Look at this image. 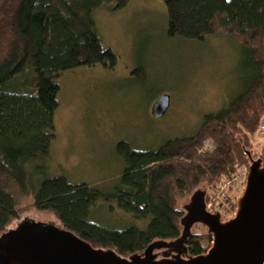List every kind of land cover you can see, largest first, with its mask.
<instances>
[{"label":"trees","instance_id":"obj_1","mask_svg":"<svg viewBox=\"0 0 264 264\" xmlns=\"http://www.w3.org/2000/svg\"><path fill=\"white\" fill-rule=\"evenodd\" d=\"M130 1L0 0V237L32 211L52 216L96 248L123 257L142 254L154 242L181 237V201L250 165L251 137L264 117V0H166L170 37L225 36L241 44L256 66L246 90L206 115L195 134L156 151H134L121 142L125 170L115 193L65 177L34 182L42 170L29 167L49 158L56 139L57 79L78 68L117 64L102 46L94 17L99 9L121 10ZM100 202L150 224L146 230L101 227L89 221ZM212 239L206 231L192 233L189 254L208 252Z\"/></svg>","mask_w":264,"mask_h":264},{"label":"rangeland","instance_id":"obj_2","mask_svg":"<svg viewBox=\"0 0 264 264\" xmlns=\"http://www.w3.org/2000/svg\"><path fill=\"white\" fill-rule=\"evenodd\" d=\"M165 1L131 0L121 10L104 7L96 12L102 46L116 56L117 64L78 68L57 79L61 89L56 139L49 158L29 167L31 172H37V166L42 170L34 176L37 185L65 177L71 184L115 193L125 170L118 154L121 142L134 151H156L171 140L195 134L206 115L225 109L246 90L256 66L241 44L225 36L204 41L170 37ZM162 96L171 97V106L164 117L154 118L152 107ZM251 142L254 158L264 150V140L255 134ZM244 166L248 165L240 168ZM243 192L232 190L231 204ZM189 202L190 198L180 204L183 208ZM25 216L55 220L32 211ZM89 221L116 231L146 230L150 224L106 202L92 210ZM205 231L198 225L192 233Z\"/></svg>","mask_w":264,"mask_h":264},{"label":"water","instance_id":"obj_3","mask_svg":"<svg viewBox=\"0 0 264 264\" xmlns=\"http://www.w3.org/2000/svg\"><path fill=\"white\" fill-rule=\"evenodd\" d=\"M171 97L152 107L154 118L164 117ZM250 167L234 218L226 222L207 211V191L196 190L184 206L179 239L158 241L142 254L123 257L115 250L96 248L55 220L42 222L25 216L0 237V264H264V165L248 153ZM207 229L208 252L191 256L187 241L194 227Z\"/></svg>","mask_w":264,"mask_h":264},{"label":"built area","instance_id":"obj_4","mask_svg":"<svg viewBox=\"0 0 264 264\" xmlns=\"http://www.w3.org/2000/svg\"><path fill=\"white\" fill-rule=\"evenodd\" d=\"M256 134L258 138L264 140V117ZM262 152L264 153V150ZM262 152H256L255 156H253L255 160H261L264 165V154ZM249 167L250 165L239 168L231 177L222 181L216 188L208 191L206 207L209 213L220 215L222 220H224V217H231V219L235 217L238 204L237 202H232L231 204L229 200L230 193L235 189L244 190L248 179Z\"/></svg>","mask_w":264,"mask_h":264}]
</instances>
